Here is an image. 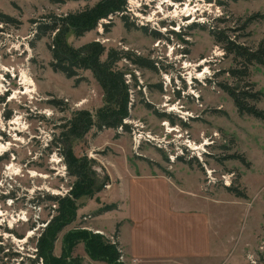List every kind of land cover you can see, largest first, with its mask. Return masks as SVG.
<instances>
[{"label":"rangeland","instance_id":"obj_1","mask_svg":"<svg viewBox=\"0 0 264 264\" xmlns=\"http://www.w3.org/2000/svg\"><path fill=\"white\" fill-rule=\"evenodd\" d=\"M97 2L61 5L46 0H0V13L16 21L11 24L0 22V76L7 80L4 83L0 79L3 86L0 84V91L8 90L4 96L0 94V144H10L0 151V264H18L23 259V264H31L28 258L41 264L35 254L37 240L55 216L53 210L57 209L54 203L46 201L45 196L65 197L76 181L68 175L61 152L52 146L53 137L60 136L58 127L74 112L88 110L95 113L103 105V92L90 72L82 73L87 80L76 86L75 79H67L53 71L49 46L55 36L37 41L38 23L47 21L45 18L52 14H76L94 7ZM206 8L209 12L201 16L210 23L184 28L180 34L182 39L171 35L173 51L163 43L155 48L159 40H165L162 35L136 27L129 18L127 29L118 16L112 18L108 32L102 21L96 30L81 38L71 32L63 38L74 48L99 42L107 51L115 49L131 53L134 57L152 61L156 70L140 68L129 60L118 64L120 70L134 76L131 90L135 102L130 109V118L126 119L129 132L94 128L80 141L71 140L73 154L86 161L89 178L100 192L74 200L76 216L58 236L54 247L56 257L62 256L63 241L70 232L87 231L117 243L115 233L107 236L103 229L97 228L96 205H101L100 195L110 183L106 167L135 165L167 177H173L179 171L197 172L203 177L202 189L207 195L216 199L231 196L237 204L227 203L222 208L232 219L225 225H230L234 232L241 230L253 240L257 239L259 246L247 254V262L264 264V123L253 117L240 116L232 99L219 87L221 83L233 84L226 72L234 68L235 63L211 35L212 27L232 28L235 32L229 33L231 39L256 47L264 39V18H258L243 32L240 28L249 17L264 15V0H217ZM218 9L222 16L211 23L210 19ZM221 19L228 21L220 24L218 20ZM157 51L172 54V61L157 64L154 60L159 54ZM3 67L14 70L15 79L4 72ZM20 72L21 76L28 73L36 92L22 95L25 90L20 85ZM198 73L203 77L198 78ZM250 73V83L264 93V69L253 66ZM22 88L24 91L20 92ZM12 96L16 98L12 100ZM54 99L63 105H51L50 101ZM83 100L86 103L77 106ZM259 108L264 110V99ZM16 118H21L18 125L13 121ZM138 122L142 124L140 127ZM166 124L175 131H169ZM139 132L166 137L171 145L160 150L155 143L143 141L136 148L133 133ZM189 140L201 148L198 151L201 160L190 155V150L184 147ZM179 147L188 152L171 162L169 155L179 152ZM232 156L235 158L228 159ZM238 157H244L250 165H243ZM230 184L245 191L248 199L228 193L225 187ZM243 206L247 209L246 215ZM99 221L106 232L115 229L113 218ZM9 251V255L17 253L19 256L6 257L5 253ZM72 257L80 258L83 264L96 262L88 256L81 242L73 250Z\"/></svg>","mask_w":264,"mask_h":264},{"label":"trees","instance_id":"obj_2","mask_svg":"<svg viewBox=\"0 0 264 264\" xmlns=\"http://www.w3.org/2000/svg\"><path fill=\"white\" fill-rule=\"evenodd\" d=\"M51 4H66L67 2L91 1V0H46ZM127 0H98L92 8H86L76 14L67 16L49 15L38 24L36 31V40L40 41L45 37L55 36L50 45L53 61L50 67L55 73L63 74L67 79H75V85L78 86L87 79L82 77V73L90 72L95 82L103 92V105L101 108L91 113L88 110L76 111L70 119H67L63 125L58 128L61 130L60 136L54 135L52 146L61 152L64 163L67 167V173L75 178V183L65 197L46 195V201L54 203L57 206L55 216L42 229L37 240L36 258L43 261V264H83L80 258L72 257L73 250L79 242L84 243L88 256L97 262L106 264H125L121 259L118 243H112L105 240L104 237L92 234L87 231H75L67 234L63 241V251L60 258L54 255V247L58 236L75 219L76 207L74 200L83 196H93L99 193L90 177V172L86 170V161L79 160L72 151L71 140L80 141L92 129L98 131L103 129L117 130L122 127L124 131L129 132V125L124 124L126 119L130 118V86L126 84V72L118 68L122 60L132 61V64L140 68L156 70L152 61L141 57H134L131 53L117 51L115 49L106 50L99 42H92L80 48H74L67 45L63 39L70 32L77 38L83 37L97 29L103 20L118 16L123 12ZM221 4V3H220ZM258 18H264V15H254L249 17L240 28L245 31L251 23ZM128 29L130 27L126 17H121ZM227 19L218 20V23H227ZM0 22L5 24L16 23L15 20L0 13ZM112 20L103 27L108 32ZM34 24H37L34 22ZM133 25V24H132ZM242 31V32H243ZM235 32V29L214 27L211 35L215 42L223 48L227 56L233 57L235 67L226 72L233 80V84L221 83L219 87L232 99L234 106L240 116L253 117L264 123V110L259 108L260 102L264 99V93L257 91L253 83H250V68L259 66L264 69V39L254 48L240 44L231 39L229 33ZM177 37L182 39V35ZM106 55V59L103 57ZM53 106H61L63 102L50 101ZM150 108V106H147ZM160 117H165L160 115ZM174 124V121H170ZM229 157L228 159H234ZM243 165L249 166L250 163L243 157H238ZM107 186V185H106ZM105 186V187H106ZM233 185L226 186L228 193L239 199H248L245 191H241ZM117 209V205H107L97 212V216ZM120 225H117L114 238L117 240ZM1 252L3 250L1 249ZM6 257L19 256L17 253L11 255L10 251L5 253ZM24 260V259H23ZM23 260L20 264H23ZM29 263L36 264L35 260L28 258Z\"/></svg>","mask_w":264,"mask_h":264},{"label":"crops","instance_id":"obj_3","mask_svg":"<svg viewBox=\"0 0 264 264\" xmlns=\"http://www.w3.org/2000/svg\"><path fill=\"white\" fill-rule=\"evenodd\" d=\"M110 169L106 167L110 183L96 210L103 204L117 209L95 220L107 236L120 225L117 243L125 264H248L247 254L259 246L246 232L225 225L232 219L222 208L237 203L231 196L207 195L199 173L179 171L167 177L135 165ZM107 217L115 226L110 233L99 221Z\"/></svg>","mask_w":264,"mask_h":264},{"label":"built area","instance_id":"obj_4","mask_svg":"<svg viewBox=\"0 0 264 264\" xmlns=\"http://www.w3.org/2000/svg\"><path fill=\"white\" fill-rule=\"evenodd\" d=\"M208 1L209 2H205V0H127L123 12L118 14V17L129 18L131 23H133L136 27L141 29L148 28L151 31H155L156 34L158 33L162 35L165 38V40H159L155 48L158 49L159 45L163 43L166 46V48L168 47L169 49H171L170 44H172L171 41H173L171 35L177 36V34H181V30H183L186 27H190L193 24L201 25V24L210 23L206 17L201 15H203L205 12L208 13L209 9L206 7H211V5L212 4L214 5V3H216L217 0H208ZM187 5L190 6L189 11L186 10ZM220 16H222V13L220 12V9H218L216 13L212 16V19H210L211 23L213 21H216L217 20L216 18H219ZM112 18L113 17H110L107 20H103V22L105 24H108L110 23ZM167 27L169 29H167ZM212 29H214V27H212ZM167 40L168 42H166ZM171 51L173 50L171 49ZM157 52L159 54H157L156 59H154L157 62V64L163 62L170 63L168 62V60L172 61L171 60L172 54L169 53L161 54L160 51ZM6 73L15 79V76L11 75L12 73H8V72ZM132 77H134L132 74L131 75L126 74L125 76L126 84L130 86L129 92H130L131 107L135 102V98L133 96L134 92L133 90H131L132 79H133ZM6 82L7 80L4 79V83ZM7 92L8 90H5V92L0 91V94H2L1 96H4L5 95L4 93L7 94ZM82 102H84V100L78 103L77 106H81ZM124 124H129V121L125 120ZM137 125L140 127L142 124L138 122ZM118 131L121 133L123 131V128L122 127L118 128ZM143 141L155 143V146L160 150L162 149L166 150L167 145H171V143L166 140V137L163 138L153 137L151 133H144V132H139L138 134L133 133V143L136 148L139 147V145ZM191 142L192 141L190 140L187 141L184 147L187 148L188 151L190 150V155H193L194 158L196 157L199 160H201L200 156L202 155L198 153V151L193 150L191 148V146L189 145ZM185 148L179 147L178 150L179 152L170 154L169 155L170 161L175 162L179 156H184L185 153L188 152ZM40 262L41 264H43L42 260ZM17 263L20 264L19 262Z\"/></svg>","mask_w":264,"mask_h":264},{"label":"bare ground","instance_id":"obj_5","mask_svg":"<svg viewBox=\"0 0 264 264\" xmlns=\"http://www.w3.org/2000/svg\"><path fill=\"white\" fill-rule=\"evenodd\" d=\"M189 8H190V6H188L187 5V7H186V10L187 11H189ZM3 71L4 72H8V73H12L13 74V76H15L14 75V70H11V69H6L5 67H3ZM20 76H21V72H20ZM198 78H202L203 77V75H201V74H199L198 73ZM21 78H22V84H21V80H20V85L22 86H24V90H25V92H23L24 90H23V88H22V91H20V92H23L22 93V95L23 96H27V94H29V93H34V92H36V86H35V83L33 82V80H32V78L28 75V73H26V72H24V73H22V76H21ZM0 79H1V81L2 82H4V77L2 76H0ZM1 84V86H2V83H0ZM22 86V87H23ZM3 87V86H2ZM20 92H18V93H20ZM18 93H16V94H18ZM13 97V96H12ZM11 97V98H12ZM10 98V99H11ZM16 97H13L12 98V100H14ZM86 103V101H84V102H82V105L83 104H85ZM175 110H177V109H175ZM182 113V112H181ZM1 119V118H0ZM13 121H15L14 122V124H20L19 123V121H21V118H16V119H14ZM166 126H168V124H166ZM168 129H169V126H168ZM169 131H171V132H174L175 130H173V129H169ZM1 141V140H0ZM1 143V142H0ZM194 143H190L189 145L191 146V148L193 149V150H196V151H200L201 150V148H198L197 146H194L193 145ZM10 144L8 143L7 145H5L6 147H8ZM5 146H2V144H0V151H4L5 150Z\"/></svg>","mask_w":264,"mask_h":264}]
</instances>
